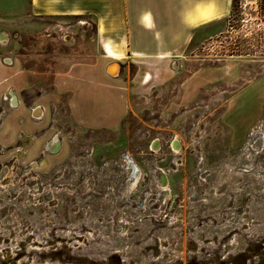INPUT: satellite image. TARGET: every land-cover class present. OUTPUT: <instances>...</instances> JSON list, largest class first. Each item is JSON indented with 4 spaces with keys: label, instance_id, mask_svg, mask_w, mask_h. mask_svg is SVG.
<instances>
[{
    "label": "rangeland",
    "instance_id": "374dc122",
    "mask_svg": "<svg viewBox=\"0 0 264 264\" xmlns=\"http://www.w3.org/2000/svg\"><path fill=\"white\" fill-rule=\"evenodd\" d=\"M2 32L38 95L100 51L97 16L31 0H0ZM168 66L116 129L61 105L33 146L0 140V264H264V0H232Z\"/></svg>",
    "mask_w": 264,
    "mask_h": 264
},
{
    "label": "crops",
    "instance_id": "0c3cea01",
    "mask_svg": "<svg viewBox=\"0 0 264 264\" xmlns=\"http://www.w3.org/2000/svg\"><path fill=\"white\" fill-rule=\"evenodd\" d=\"M231 4L232 0H31V11L38 16H97L100 51L95 61L75 63L57 75L53 91L40 95L31 89L19 59L12 57L13 66H6L1 51L0 97L12 89L22 102L0 120V130H7L0 131V140L33 146L37 130H46V135L60 130L56 122L61 105L75 124L91 130L118 128L133 109V97L162 83L169 63L186 52L199 31L225 17ZM112 62L120 64L116 75L107 69ZM35 105L43 109V116L31 119ZM20 115L27 120H18Z\"/></svg>",
    "mask_w": 264,
    "mask_h": 264
},
{
    "label": "built area",
    "instance_id": "2783aa9c",
    "mask_svg": "<svg viewBox=\"0 0 264 264\" xmlns=\"http://www.w3.org/2000/svg\"><path fill=\"white\" fill-rule=\"evenodd\" d=\"M0 38L2 39V42H3V43H6L7 40H8V35H7V34H4V33L2 32ZM5 63H7V64H12L13 61H12V59H11L10 57H7V58L5 59ZM108 67H109V66H108ZM107 69H108V68H107ZM108 72H109V71H108ZM109 74H110V73H109ZM3 99H4L5 102H8V103L11 105L12 108H16V107L18 106V104H19V100H18V98H17V95L15 94V92H14L12 89H9L8 94L4 95V96H3ZM38 107H39V106H36V107L33 109L32 115H33L34 118H41V117L43 116V109H42V108H41V109H42V112H41L42 114H40V116H37V115L34 114L35 110H36Z\"/></svg>",
    "mask_w": 264,
    "mask_h": 264
},
{
    "label": "bare ground",
    "instance_id": "6f19581e",
    "mask_svg": "<svg viewBox=\"0 0 264 264\" xmlns=\"http://www.w3.org/2000/svg\"><path fill=\"white\" fill-rule=\"evenodd\" d=\"M118 62H113V64L110 65L109 71H110L111 75H116L119 72V70H120V64ZM41 110L42 109H38L37 110V113H40ZM175 146H176V148L178 147V143L177 142H175ZM153 147L158 148L159 147V141H155L153 143Z\"/></svg>",
    "mask_w": 264,
    "mask_h": 264
},
{
    "label": "water",
    "instance_id": "95a60500",
    "mask_svg": "<svg viewBox=\"0 0 264 264\" xmlns=\"http://www.w3.org/2000/svg\"><path fill=\"white\" fill-rule=\"evenodd\" d=\"M112 64H113V62H112L110 65H112ZM110 65H109V67H110ZM109 67H108V71H109ZM109 73H110V71H109ZM110 74H111V73H110ZM38 109H41V107L39 106V107L35 110L34 114L37 115V116H40V114H42V113H41L42 110H41L40 113H37V110H38Z\"/></svg>",
    "mask_w": 264,
    "mask_h": 264
}]
</instances>
